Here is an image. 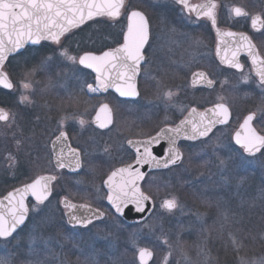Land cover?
Returning <instances> with one entry per match:
<instances>
[{
    "label": "snow or ice",
    "instance_id": "6c2138e0",
    "mask_svg": "<svg viewBox=\"0 0 264 264\" xmlns=\"http://www.w3.org/2000/svg\"><path fill=\"white\" fill-rule=\"evenodd\" d=\"M174 3L179 5V11L185 14L182 19L187 18L190 23H198L201 19H205L213 29H217L216 56L219 57L220 63L228 69L240 72V81L248 83L251 78L250 74H244L245 65L240 61L241 53H244L251 61L257 78V87L264 93V54L258 50L253 37L247 33L219 31L217 0H207L206 3L195 6L191 5L189 0H174ZM193 13L195 14L194 20L191 19ZM249 15L243 7L234 6L229 9L228 19L247 18ZM123 20H126V30L122 29V43H119L117 47L103 50L100 54L92 52H85L83 55L71 54L69 48L62 42V38L71 33L73 29H80L89 22L96 26L112 27L121 24ZM239 22L238 20L237 23ZM251 27L261 33L258 39L264 40V32H261L264 28V18L261 15L252 17ZM172 31H176L175 24ZM151 36L148 14L132 7L129 0H0V88L12 90L15 87L7 70L10 59L25 55L27 45H42V42H50L58 47L53 48L50 54L43 57L39 70L46 71L53 67L66 68L67 71L63 74L65 77L71 74L72 78H77V73L83 70H91L95 73V83L81 84V94L91 97L102 91L107 92L113 89L121 98H136L139 96L136 80L142 65L147 63L146 48L151 46ZM224 37H227V40ZM193 43L200 46L203 41L194 39ZM222 45L227 46L222 47ZM54 59H59L63 63L54 65ZM35 71L34 68L32 72L27 73V76L33 75ZM215 83L216 80L210 78L208 72L192 73L193 87L203 85L213 88ZM157 86L159 87V82ZM31 87L30 80L26 79L22 83V88L25 90ZM181 90L179 88L175 91L169 89L164 92L163 99L172 101ZM218 99L223 101V97ZM26 102L31 103V100L27 94L22 93L20 103ZM169 107H174L181 113L185 111L184 105L175 102ZM231 117L230 107L224 102H217L203 112L193 107L175 127L161 129L156 136L143 141L128 140V144L135 148V164L112 171L103 182L107 187L106 199L111 206V211L100 206L93 207L90 203L73 204L67 196L59 199L53 210V200L59 195L55 189L61 175L78 173L83 166L82 150L69 144V134L66 130V122L76 117H62L57 123L56 132L58 134L52 141L48 174L38 175L31 182L14 188L4 199L0 200V243L5 247L11 245L20 232L27 227L30 216L39 218L42 223L53 228L60 227L66 232H72L77 229L90 231L89 226L98 227L96 222L104 221L108 216L119 218L131 212L145 213L146 202L154 198L141 189L139 181L144 179L145 173L141 172L136 165L142 167L147 164L150 167L165 169L170 166H179L183 162V153L178 147L179 140H200L203 144H209L215 136L214 129L219 131L217 126H227ZM256 118V112L248 114L240 125V131L235 133L233 139L235 144L248 156L257 157L258 154L260 159H264V114L258 122L261 127L254 126L253 122ZM9 119L8 112L0 108V121L8 122ZM85 123V120L79 119L81 126ZM93 123L97 129L110 130L113 124V114L107 103L99 105ZM103 134L105 133H101ZM161 140L168 142L163 159L158 158L152 151V145L159 144ZM19 145L20 141H17L18 148ZM58 145H62L59 150H57ZM220 146L218 142L216 147ZM8 159L13 162L11 167H15L16 157L9 154ZM220 164H225V161L221 159ZM117 177L119 180L116 179ZM60 205L65 211L59 217L63 223L57 224L54 217ZM159 207L171 213L182 206L175 197H171L162 200ZM78 209L83 211L79 212ZM225 219H227V214H225ZM148 227L151 226L148 225ZM69 238L71 237L65 236V239ZM52 239L51 236L44 238L42 235H37L35 231L30 232L27 254H34L36 252L34 245L40 242L47 248ZM132 240L135 246L134 264L135 261H138V264H149L153 261V250L146 246H136L135 235ZM231 241L233 249L238 251L239 242L234 237H231ZM164 243H168L167 239ZM170 255L171 252L163 257L162 264H168ZM0 264H8V261L0 258ZM27 264H41V262L28 261ZM240 264H247V262L241 259ZM260 264H264V260Z\"/></svg>",
    "mask_w": 264,
    "mask_h": 264
},
{
    "label": "flooded vegetation",
    "instance_id": "af4514ba",
    "mask_svg": "<svg viewBox=\"0 0 264 264\" xmlns=\"http://www.w3.org/2000/svg\"><path fill=\"white\" fill-rule=\"evenodd\" d=\"M150 1L143 0L141 6L135 8L148 14L152 33L151 46L146 48L147 63L142 65L138 79V97L121 98L113 91L100 92L91 97L81 94V84L95 83V74L90 70L79 72L77 78L71 79L75 84L67 85L66 91L61 89L62 91L59 90L56 96L47 92L43 99L31 100V103H27L26 106L20 104V96L15 93L17 86L14 82V89L7 91L12 93V98L18 101L17 106L19 107H15L13 111L17 114L21 113L22 110L25 111L27 120H29L27 123H30L33 133H43L46 127L49 128L50 122H58L66 113L67 115L74 114L86 122L84 126H81L77 120L68 123L66 126L70 145L82 150L83 166L78 173L61 175L55 189L56 193L59 194L56 201L67 196L69 191H72L71 194L76 191V194L80 193V195L74 197L75 201L68 197L69 200L80 204L90 202L93 207L100 206L111 211V206L107 203V190L103 182L112 171L135 163L136 152L128 144V140L140 141L154 137L163 128L175 127L188 115L191 108L195 107L198 111H204L217 102L226 103L230 107L232 117L227 126L218 127L219 131L214 130L215 135L218 132L231 133L234 151L248 161L257 162L253 164L255 169L264 171V159H260L258 154L257 157L246 155L243 149L239 148L233 141L235 133L240 130V125L248 114L257 113V118L253 122L256 127H261L258 122L261 115L264 114V93L257 87V78L250 59L241 53L240 61L245 65L243 72L250 74L251 77L248 83H242L239 79L241 73L222 65L219 57L216 56L217 29H213L207 20L201 19L198 23H190L187 18L182 19L185 14L179 11L180 6L176 5L173 0H153L152 3ZM244 1L245 5L242 6L240 0H217L219 5L217 8V28L220 32L242 31L247 33L253 37V42L257 45L258 50L264 54V40L258 39L261 33L256 32L251 27L253 16L261 15L264 18V0ZM206 2L207 0H189L193 6ZM234 6L243 7L249 12V17L228 19L229 9ZM191 19H195L194 13L191 15ZM238 20L239 23H237ZM121 24V37L118 40L112 39L115 31L113 26L115 25L110 27L109 45L104 50L117 47L119 43H122V29L126 30V20H123ZM174 24L176 31H172ZM261 32H264V28L261 29ZM194 39L202 40L203 44L195 45ZM224 39L227 40V37ZM48 45L55 48V45ZM226 46L222 45V47ZM101 52L93 53L100 54ZM53 70L49 72L55 75L56 72H52ZM197 71L208 72L210 78L216 80L213 88L203 85L192 86V73ZM158 82L159 87L157 86ZM178 88L182 90L173 97L172 101L163 99L165 91L169 89L175 91ZM219 97H223V101H220ZM173 102L184 105L185 111L179 114L176 108L169 107ZM103 103H107L112 109L113 124L110 126V130L97 129L93 123L99 105ZM62 105L68 106L66 112L59 110ZM0 107L10 113L11 119V109ZM17 119L20 122L18 117ZM0 124L5 123L0 122ZM101 133L105 134L101 135ZM55 137L43 144L44 149L39 150V145H37L38 148L34 150V146L31 145V149L27 151L26 164H24L26 168L38 167L43 171L49 170L48 160L51 158L52 141L55 140ZM199 144L201 141L195 143L180 142L179 147L184 155L183 162L179 166L167 170L149 173L142 183V190L149 193L146 187L148 183L154 181L153 178L158 179L161 177V173L175 171L185 165V159L189 153L186 152V148ZM106 148L107 151H105ZM14 157H16V163L13 176L17 177V172H19L20 167H23V164H19L18 161L20 160L17 159V156ZM80 179L82 180L79 181ZM29 182L31 181L26 183ZM250 189L254 201H264L263 186H250ZM258 190L261 194L257 193ZM153 201L155 209L151 216L156 213L155 199ZM109 218L110 216L106 220L96 223L99 225ZM119 219L122 220L120 217Z\"/></svg>",
    "mask_w": 264,
    "mask_h": 264
},
{
    "label": "rangeland",
    "instance_id": "374dc122",
    "mask_svg": "<svg viewBox=\"0 0 264 264\" xmlns=\"http://www.w3.org/2000/svg\"><path fill=\"white\" fill-rule=\"evenodd\" d=\"M151 1L154 2L153 0ZM151 1L150 3H152ZM129 2L131 3L132 7L139 8L143 0H129ZM240 4L242 6L245 5V1L240 0ZM81 39H84L85 42L88 41L87 38L81 37ZM74 40L76 39L74 38L73 41ZM64 44L69 48L71 54H75L72 50L76 46L71 42V40L66 41ZM57 47L58 46L55 45V48ZM66 71V68H55L52 71L56 72L55 75H45V77L43 76L44 81L41 82H37V78L33 74L32 76L27 78V80H30L32 82V87L28 90L23 89L22 83L25 81H22V83L16 87L15 93L20 97L22 93L27 94L30 100L33 101L34 99H43L44 94H46L47 92L56 96L59 93V90L62 89L66 91L67 85L73 83L75 84V82L71 81V79H74L71 77V74H69L68 77H65L63 73ZM23 105L26 106L28 104L26 102L23 103ZM67 108V105H62L61 107H59V110H63L64 112H66ZM10 112L12 118L8 121V123L0 124V140H2L4 144H6V147L8 145L10 146V148L4 149V155H2V157L0 158V197L4 196L9 191H5V189L2 188V184L4 183V181H12V179L14 178L13 169H15V167H11L13 162L8 159L9 154L17 156V159L20 160L18 161L19 164L24 165L26 164L27 160V151L31 149V145L32 147L34 146V150H36L38 148L37 145H39V150H41L44 147L43 144L47 143V140L51 141V139L58 134L56 132L58 123L57 121L56 123L50 122L49 128L46 127L43 133L37 134L35 132L33 133V129L31 128L30 123H23V121H18L17 117L19 118L20 113L17 114V112L13 110H10ZM178 113L181 114L180 111H178ZM73 116L76 118L69 119L66 122V126L70 122L79 120L80 117L75 116L74 114H64L63 117ZM217 138H219V141H217ZM17 141H20L19 148L17 147ZM218 142L221 144L220 147H216ZM231 146V133L218 132L209 144H199L197 146H190L186 148V152H189V154H191L192 156L190 160H192V158L197 159L196 157H198L199 155H204L205 153V161L202 162V164L198 167V171L193 170V168H191V170H185L187 173L191 174L193 172H197L195 174V177L197 179L205 180L202 189V193L205 194L203 195L204 198L205 196L207 197L209 193L216 189H219L220 187H227L228 189L229 187H231V185H237L241 190L248 189L249 191H251L250 186L259 185L264 187V171L257 170L253 166V164H256L257 162L248 161L241 156H239L240 161L236 162L235 154L234 151H232L233 149L231 148ZM221 159L225 161V164H220ZM207 168L208 171L206 170ZM26 169L29 181H32L38 175L48 173V170L43 171L38 167H28ZM170 177L174 182L180 181L182 184H185L184 186L187 185L185 181L183 182L182 178L184 177V171L173 172ZM81 180L82 179H80L79 181ZM152 180H154V183H148V188L146 187V190L155 199L156 213L148 221L141 224L140 228L133 230L132 234L136 236V246L144 247L143 241L144 244H146V240H149V242H152L153 240L161 242L160 247L156 245L158 252L160 251L159 256L161 257L159 264H162L163 257L169 252H171L169 260H173L175 264H213V252L209 247H207L210 232L206 229L208 227V224L210 223L208 220L209 213L207 212L209 208H211V205L209 203L210 201L207 202L204 199L205 201H203L202 206H192L189 203L190 200H185L182 195L183 192H180V190H182L181 187H178L180 182L177 186L169 185L167 181L168 176L159 177L158 179L153 178ZM71 192L72 191H69L67 193V197L75 201L76 195L79 196L80 193L76 194L75 191L71 194ZM257 193L261 194L260 190H258ZM171 197H175L182 207L177 208L170 214L166 212L168 214L167 219L172 223H178L179 228L181 226H185L186 230L197 229V231L195 232L200 233L197 235V240L198 242L200 241V245L197 250L198 254L196 256L189 254L181 248H177L178 256H176V248L174 246L179 247V237L181 233L184 232V230H174L177 233V235L175 236L172 235L173 230H162L157 233L156 228L163 221L162 215H160V213L165 212L159 207V205L162 200ZM58 201L59 199L57 201H53V210H55V206L57 205ZM240 208L241 211H239L238 213L243 215V213L245 212L242 210V205H240ZM61 213H63V209L60 206L59 211L56 212V215L54 217V220L57 224L63 223V221L59 219ZM225 214H227V219H225ZM232 219V214L231 216H229L227 212H222L220 214V220L217 221L218 224L220 221V228H223L222 233L220 232L221 235L219 239L221 240L223 238L220 243L223 242L224 245L222 244L223 246H221L225 248L227 252V259L224 263L221 264H240L241 259L246 261L247 264H260V262L264 260V229L262 230L259 228H255V231L251 230V232L242 229L237 232L234 231V221ZM243 221L244 220L241 219L239 222L241 227ZM213 223H211V225ZM148 225H150L151 227H148ZM211 225L210 227L212 228ZM116 226L117 222L115 220L108 219L106 223L99 224L98 227H90V231L88 229L85 231H80V229H77L72 230V232H66L64 228H53L42 223L39 218L30 216L26 231L23 234L19 235L11 245L5 247L4 244L0 243V258L6 259L8 261V264H27L28 261H39L41 262V264H103L106 258H108L109 262L111 260L113 264H134L135 258L131 259L130 256L126 258V255L124 253L120 254L118 250H114V244L117 240L116 238H113V233L116 230ZM230 227L232 228V230L230 229ZM33 231H35L37 235H42L44 238H48L49 236H51L53 237V239L47 248L42 242L34 245V247L36 248V252L32 255H28V235ZM65 236H70L71 238L65 239ZM254 236L260 241L259 249L251 247V243L254 242ZM231 237H234L239 242L238 251L233 249ZM165 239H167L168 241L167 244L164 243ZM169 245L171 247H169ZM227 246L230 250L226 248ZM133 250L135 251L134 244ZM135 264H138V262L135 261Z\"/></svg>",
    "mask_w": 264,
    "mask_h": 264
},
{
    "label": "trees",
    "instance_id": "16d2710c",
    "mask_svg": "<svg viewBox=\"0 0 264 264\" xmlns=\"http://www.w3.org/2000/svg\"><path fill=\"white\" fill-rule=\"evenodd\" d=\"M121 28H122V24L113 26V29L115 31H114V35L112 39L118 40V38L121 37V32H120ZM109 30H110V27L106 25L96 26V25H93L92 22H90L84 25L82 28L77 29L70 35L66 36L63 41L65 43L66 41L71 40V42L76 46L75 48L73 47L74 49L72 48L73 49L72 51L75 54H82L85 52H100V51H103L105 48H107L109 45L108 43L110 39L108 37ZM81 37L87 38L88 41L85 42V40L81 39ZM74 38L76 40L73 41ZM53 48L54 47L48 44H43L37 48L27 49V52L23 56H17L15 59H10V63L7 65V70L10 73V77L12 81L15 83V85L18 86L19 84L22 83V81H25L28 77H30V76H27V73L32 72L34 68L36 69V71L34 72V75L37 78L36 79L37 82L44 81L43 76L45 77V75H49V74L51 75L52 73H50L49 71L55 69V67L49 68L46 71H41L39 70V65L43 57L46 54H50ZM61 63H63V61H60L59 59H54L53 61L54 65L61 64ZM12 95H13L12 93L0 90V106L7 108V109H11V110H14L15 107H19L17 106L18 104L17 99L12 98ZM20 116H19V119L21 122L22 121L23 123L29 122V120H27L25 111L22 110L20 113ZM201 144L203 143L201 142ZM5 148H10V146L8 145L6 147V144H4L2 140H0V158L2 157V155H4L3 151ZM232 149H233L232 151L235 150L234 148ZM234 154H235L236 162H239L240 161L239 155L236 153V151H234ZM191 157H192L191 154L188 153L185 159V165L177 168L175 171L161 173L160 176L161 177L168 176V180H167L168 184L172 186L174 185L177 186L180 181L174 182L173 180H171L170 176L171 174H173V172L184 171V177L182 178H183V182L185 181L187 185L184 186L185 184H182L180 182L181 184L179 183L178 187H181L182 190H180V192H183L182 195L185 198V200L189 199L190 200L189 203L192 206L193 205L202 206L203 201L205 200L207 202L210 201L209 203L211 205V208H209V210L207 211L209 213L208 220L210 222L208 224V227L206 228L210 232V236L208 238L209 242L207 243V247H209L211 251L213 252V255H212V258L214 260L213 264H221V263H224L225 260L227 259V252L225 248L222 247L224 245L223 242L220 243V241L223 238L221 240L219 239L221 235L220 232L222 233V230H223V228L222 229L220 228L221 227L220 221H219V224L217 222L218 220H220V214L222 212H227L229 216H231L232 214L233 216L232 220L234 221L233 222L234 231L238 232L243 229V230L251 232V230L255 231V228H259L263 230L264 229V201H254V197L251 191H249L248 189L241 190L239 186L237 185H231V187L228 186L229 187L228 189L227 187L226 188L220 187L219 189H216L212 191L211 193H209L207 197L205 196L204 198L203 195L205 194L202 193L203 192L202 189H203L205 180L197 179L195 177V174L197 172H193L191 174V173H187L185 170H191V168H193V170L198 171V167L202 164V162L205 161V153L204 155H199L198 157H196L197 159L192 158V160H190ZM24 168H26V165H23V167L19 168L20 170L19 172H17V177H14L12 181H4V183L2 184V188L5 189V191L7 190L10 191L20 186L21 184L29 181L27 169H24ZM206 170L208 171V168ZM56 199H54V201H56ZM240 205H242V210L245 212L243 213V215L238 213L239 211H241ZM168 214L166 212L160 213V215H162L163 221L161 224H159V226H157L156 228L157 233H159V231H162V230H166V231L173 230L172 235L175 236L177 235V233L174 230H177V229L184 230V232L181 233L179 237V247L174 246L176 248L175 249L176 256H178L177 248H181L185 250L186 252H188L189 254L196 256L198 254L197 250L200 245L199 244L200 241L198 242L197 240V235L200 233L195 232L197 231V229H193V230L187 229L186 230L185 226L184 227L181 226L179 228L178 223H172L171 221L167 219ZM109 219L115 220L117 222L116 230L113 233V238H116L117 240L116 243L114 244L115 245L114 250H118L120 254L124 253L126 255V258L130 256L131 259H133L135 251L133 250L132 232L134 229L140 228L141 225H130L124 222L123 220L119 218H114L112 216H110ZM241 219L244 220L242 222V227L239 224ZM104 223L106 222H103L100 224H104ZM211 223L213 224L211 225ZM210 225L212 226V228L210 227ZM26 228L27 227H25L23 231L20 232L19 235L23 234L26 231ZM230 229L232 230L231 227ZM85 230L87 229H80V231H85ZM259 242L260 241L254 236V242L251 243V247L259 249L260 247ZM145 243L146 244H144V241H143V246L149 247L154 252V260L151 264H159L161 257L159 256L160 251L158 252L156 245L160 247L161 242L154 241V240L152 242H149V240L148 241L146 240ZM226 248L229 249L228 246ZM169 261L170 262H168V264H175L173 260L170 259ZM103 264H113V263L111 262V260L109 262L108 258H106Z\"/></svg>",
    "mask_w": 264,
    "mask_h": 264
},
{
    "label": "water",
    "instance_id": "95a60500",
    "mask_svg": "<svg viewBox=\"0 0 264 264\" xmlns=\"http://www.w3.org/2000/svg\"><path fill=\"white\" fill-rule=\"evenodd\" d=\"M174 1V0H173ZM90 23V22H89ZM86 25V24H85ZM83 27V26H82ZM77 29H73V31L71 32V33H73L74 31H76ZM71 33H69L68 35H70ZM67 35V36H68ZM65 38V37H64ZM64 38H62V40L64 39ZM43 43H49L50 44V42H42V44ZM40 45H27L26 46V48L27 49H29V48H36V47H39ZM93 53V52H92ZM94 54H96V53H94ZM83 55V54H82ZM91 71V70H90ZM95 74V73H94ZM140 75V74H139ZM139 75H138V77H137V80H136V85H137V89H138V79H139ZM11 79V78H10ZM13 82V81H12ZM0 89H3V88H0ZM14 89V88H13ZM12 89V90H13ZM3 90H5V91H12V90H8V89H3ZM108 91H113V92H115L113 89H109ZM107 91V92H108ZM103 92V91H102ZM103 93H106V92H103ZM127 99H130V98H127ZM1 108V107H0ZM3 109V108H2ZM5 110V109H4ZM7 111V110H6ZM8 112V111H7ZM199 112H203V111H199ZM8 114H9V117H10V113L8 112ZM10 120V119H9ZM231 120V119H230ZM1 123H7V122H4V121H0ZM230 123V122H229ZM179 124V123H178ZM218 127H221V126H217V128ZM167 128V127H166ZM164 129V128H163ZM215 130V129H214ZM240 131V130H239ZM156 136V135H155ZM140 141H143V140H140ZM182 141H187V140H183V139H181V140H179L178 141V147H179V144H180V142H182ZM200 140H196V141H187V142H199ZM233 141H234V139H233ZM234 143H235V141H234ZM69 144H70V142H69ZM131 146V145H130ZM60 147H62V145H58L57 146V150H59V148ZM132 147V146H131ZM167 147H168V142H167V140H161L160 142H159V144H153L152 145V151H153V154L154 155H156L158 158H160V159H163V156H164V154L166 153V150H167ZM133 148V147H132ZM180 148V147H179ZM134 150H135V148H133ZM141 151H143V149L141 148ZM182 152V151H181ZM183 153V152H182ZM247 155V154H246ZM183 158H184V155H183ZM135 164V163H134ZM136 167H139L140 168V171L141 172H144L145 173V177H144V179L142 180V181H139V185H140V187H141V189H142V183H143V181L146 179V176L149 174V173H151V172H155V171H161V170H167V169H170V168H172V167H174V166H170V168H167V169H165V168H154V167H150L149 165H147V164H145V165H143L142 167L141 166H139V165H136ZM81 170V169H80ZM80 170H79V172H80ZM117 180H119V177H117L116 178ZM19 187H21V186H19ZM105 188H106V190H107V187L105 186ZM14 190V189H13ZM12 191V190H11ZM10 192V191H9ZM8 194V193H7ZM7 194H5L3 197H1L0 198V200H2V199H4V197L7 195ZM29 199H31V198H29ZM71 203H73V204H76V205H80V203H76V202H73V201H71V200H69ZM146 204H147V208H146V212L145 213H135V212H131V213H128V215H126V216H123V217H120V218H122L125 222H127V223H129V224H132V225H138V224H142V223H144V222H146V221H148V219L151 217V215L153 214V212H154V209H155V204H154V201L152 200V201H149V202H146ZM61 207H62V209H64L63 208V206L61 205ZM131 207V206H130ZM65 210V209H64ZM78 211L79 212H82L83 210L82 209H78ZM175 211V210H174ZM27 223H28V221H27ZM153 260H154V253H153ZM153 261H150L149 262V264H151Z\"/></svg>",
    "mask_w": 264,
    "mask_h": 264
}]
</instances>
